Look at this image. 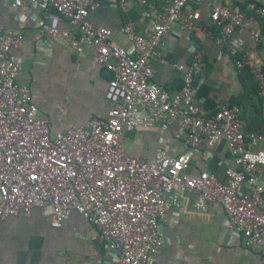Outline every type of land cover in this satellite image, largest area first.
<instances>
[{"label":"built area","instance_id":"1","mask_svg":"<svg viewBox=\"0 0 264 264\" xmlns=\"http://www.w3.org/2000/svg\"><path fill=\"white\" fill-rule=\"evenodd\" d=\"M105 1L123 13L133 0H5L65 20L66 28L40 24L42 36L63 39L77 53L90 46L91 60L111 77L103 117L54 132L38 116L31 88L17 80L21 61L15 50L22 32L0 26V218L49 206L50 225L57 229L77 213L93 225L98 247L113 251L114 264H153L164 243L160 224L189 192L195 211L214 204L222 212L227 245L240 240L264 256V150L255 148L264 140V49L253 24L264 20V0H247L243 9L215 0H137L146 28L139 33L131 22L123 23L119 33L125 48L112 41L110 29L90 21ZM199 4L207 8L217 53L231 56L237 73L249 70L261 131L245 129L239 107L221 104L207 111L195 102L204 75L200 49L192 50L186 65H172L182 74L179 90L166 91L152 80L151 59L164 61L157 50L161 37L173 26L181 33L192 30ZM245 42L260 48L259 62L244 53ZM175 118L185 148L180 154L155 148L143 159L119 143L126 129H144L154 121L167 125ZM219 139L233 165L223 169L224 179L212 170L189 174L191 150L209 149Z\"/></svg>","mask_w":264,"mask_h":264},{"label":"crops","instance_id":"2","mask_svg":"<svg viewBox=\"0 0 264 264\" xmlns=\"http://www.w3.org/2000/svg\"><path fill=\"white\" fill-rule=\"evenodd\" d=\"M215 1L235 7L247 0ZM141 12L137 0L123 13L105 1L89 17L94 25L110 29L112 41L125 48L127 43L119 28L131 22L137 32L143 33L146 23ZM195 12L194 26L188 33H181L173 26V31L161 37L157 50L158 57L164 61L151 59L152 80L166 91L179 90L182 74L172 65H186L192 50L200 49L204 75L197 85L195 102L207 111L221 104L239 107L244 125L258 129V99L252 90L249 70L237 73L231 56L217 53L205 5H197ZM52 23L59 28L67 27L65 20L54 19L52 13L36 15L33 8L0 0V26L20 31L24 36L15 50L21 61L17 80L31 88L38 116L46 120L52 131L58 132L67 126L84 125L92 116L105 115L109 105L103 94L111 74L91 60L90 46L84 45L77 53L63 39L46 40L40 24ZM253 24L258 25L256 21ZM243 34L246 40V33ZM261 36L260 48L264 49V34ZM260 48L245 42L243 51L257 63ZM178 125L175 118L167 125L154 121L144 129H126L119 143L127 153L143 159L150 158L155 148L174 156L185 151ZM255 148L264 150V140ZM191 152L188 170L191 175L212 170L219 179H224L223 169L233 166L222 139L209 149L201 145ZM261 170L264 172V168ZM192 201V193L181 194L179 209L170 212L160 224L164 243L153 255V264H264V256L256 249L244 247L240 240L226 244L223 215L216 205L198 212L193 209ZM50 220L49 206L34 209L28 216L0 218V264H114L113 251H103L93 241V225L87 219L72 213L57 229L51 227Z\"/></svg>","mask_w":264,"mask_h":264},{"label":"trees","instance_id":"3","mask_svg":"<svg viewBox=\"0 0 264 264\" xmlns=\"http://www.w3.org/2000/svg\"><path fill=\"white\" fill-rule=\"evenodd\" d=\"M246 2H247V1L243 2V3H242L240 6H238V7H239L240 9H243V8H244V5H245ZM256 21H257V23H258V25H259V32H260V34H264V20H259V19H257ZM209 29H210L212 32H213V30H214L212 26H210ZM244 70L246 71L247 69L245 68ZM252 83H253V82H252ZM252 90H253L254 95L257 96L256 88H255L254 83H253ZM258 117H259V115H258ZM259 124H260V120H259ZM260 127H261V126H260ZM260 127H258V129H251V128H248V127L246 126L245 129H246V130H253V131H260V130H261Z\"/></svg>","mask_w":264,"mask_h":264}]
</instances>
